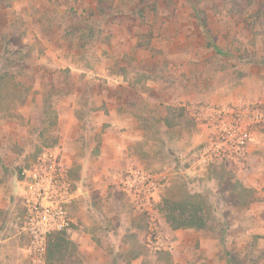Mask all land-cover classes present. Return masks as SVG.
<instances>
[{"label":"rangeland","instance_id":"1","mask_svg":"<svg viewBox=\"0 0 264 264\" xmlns=\"http://www.w3.org/2000/svg\"><path fill=\"white\" fill-rule=\"evenodd\" d=\"M255 100L264 0H0V264H33L19 182L47 151L75 193L71 239L90 229L103 249L93 260L264 264V124L245 169L204 166L206 130L186 108ZM129 165L167 177L154 217L117 184ZM107 192L134 221L129 252ZM187 200L205 229L166 221L165 201Z\"/></svg>","mask_w":264,"mask_h":264},{"label":"built area","instance_id":"2","mask_svg":"<svg viewBox=\"0 0 264 264\" xmlns=\"http://www.w3.org/2000/svg\"><path fill=\"white\" fill-rule=\"evenodd\" d=\"M187 110L193 120L205 128L203 151L198 161L230 163L245 169L256 134L264 124V100L211 104L196 102ZM58 151L41 154L37 163L24 169L19 197L23 203V234L29 239L28 252L33 264H46L48 237L57 232L70 231L75 223L69 207L75 193ZM198 162V163H199ZM166 176L150 172L140 166L129 165L115 176L117 184L136 208L154 217L163 181ZM156 222V219L151 218ZM149 238V247L153 248Z\"/></svg>","mask_w":264,"mask_h":264},{"label":"trees","instance_id":"3","mask_svg":"<svg viewBox=\"0 0 264 264\" xmlns=\"http://www.w3.org/2000/svg\"><path fill=\"white\" fill-rule=\"evenodd\" d=\"M166 221L173 230L205 229L207 219L201 203L192 200L165 201ZM79 246L71 239L69 231L51 234L47 239L46 264H82Z\"/></svg>","mask_w":264,"mask_h":264},{"label":"crops","instance_id":"4","mask_svg":"<svg viewBox=\"0 0 264 264\" xmlns=\"http://www.w3.org/2000/svg\"><path fill=\"white\" fill-rule=\"evenodd\" d=\"M104 192H105V190H104ZM107 193H109L108 195L110 196L108 198V201H112V203L114 205H116L117 210L115 212V216H113V215L111 216V212H108L105 209L106 210L105 215L107 216V218L113 217L112 220H113L114 224L116 225V223H117V226L119 225V227H120L119 229H121L123 231L122 233H117L118 238L120 237L121 239L127 241V242H124V244H123L124 245L123 250H128V252H129V250H131V248H132V246L130 244V239H132L134 237V221L132 220L131 222H128L131 219L129 218V215L126 213L125 203L122 202V200L120 198L114 196L111 192H107ZM104 201H106V199H104ZM74 221H76V220L74 219ZM88 226H90L89 223H88ZM122 227L124 229H122ZM72 240H74V242L79 246V251L83 254L85 264H99V261H102L101 264H109L108 263L109 258L106 257L105 254H103V253H101V255H100L101 257L98 259V261L92 259L91 251L95 250L96 248L99 249L100 246H99L93 232H91L90 229H86V230L82 231L81 234L76 233L75 236L72 237ZM100 250H101V252H103L102 248H100ZM131 264H134V256H132Z\"/></svg>","mask_w":264,"mask_h":264}]
</instances>
